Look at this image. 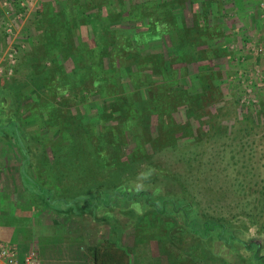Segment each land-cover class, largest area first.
<instances>
[{"label":"rangeland","instance_id":"1","mask_svg":"<svg viewBox=\"0 0 264 264\" xmlns=\"http://www.w3.org/2000/svg\"><path fill=\"white\" fill-rule=\"evenodd\" d=\"M152 14L163 18L154 27ZM0 109L45 189L24 178L16 141L0 139V226L36 215L89 248L108 246L119 236L110 218L59 215L38 194L73 199L145 165L183 182L211 215L264 223V0H0ZM73 168L77 185L63 175ZM133 221L120 236L133 264H228L199 241L187 246L189 234L172 243L170 218ZM236 233L264 255L256 227Z\"/></svg>","mask_w":264,"mask_h":264},{"label":"trees","instance_id":"2","mask_svg":"<svg viewBox=\"0 0 264 264\" xmlns=\"http://www.w3.org/2000/svg\"><path fill=\"white\" fill-rule=\"evenodd\" d=\"M149 17L150 24L153 27L161 23L163 19H155L154 14ZM163 25L169 27L167 23ZM115 63L116 61L114 60L113 66H116ZM70 79L74 81L72 77ZM113 81H117V74L113 76ZM93 85L98 86L99 84L94 80ZM3 115L4 110L0 109V117ZM78 121L87 137L91 130L90 127L83 121L82 117H79ZM102 122L100 121L97 124ZM22 133L23 131L14 120V117L6 122L1 117L0 139L5 142L16 141L15 146L22 153L25 161L22 168L24 178L44 192L45 189L36 183L26 170L27 166H29L30 154L24 146L25 140ZM92 134L96 136L95 131ZM70 139L72 141L77 140V138H74L75 140ZM148 167L149 165H145L142 169L138 166L131 179L124 183L113 185V187H83V193L73 199H55L52 192L49 191H47V197H44V199L40 194L38 195L41 200L46 201L59 215L72 214L79 216L81 213H87L94 219H100L104 216L110 218L112 232L116 233V231H119V236L118 238L113 236L112 238L117 240L113 239L114 242L108 246L89 248L94 264H133L134 257L130 250L120 244L121 232L134 222L133 217L135 215L143 216L150 211L174 221V227L169 234L170 241L174 244H176L177 236L189 234L192 240L190 244H186L187 246H194V242L197 243L199 241L203 248L208 249L211 247V251L215 255H219L228 264H233L234 260H236L237 264H240V261L245 259V257L249 258L252 264H264V255L260 254L261 246L249 244L243 239H239L236 233L241 231L243 235H246L250 226H253L256 227L259 234H264V223L257 224V222H251L252 220L250 221L240 217L241 215L237 216L235 214L229 219L211 215L205 206L200 205L201 200L191 194L183 182L175 179L170 173L163 174L160 171L150 170ZM68 172L63 175L69 179L70 183L76 184L75 180L80 177L77 176L78 174L73 173L74 168L69 169ZM87 179L90 180L89 178ZM254 186H259V184ZM262 187L264 189V185ZM70 188L73 193L78 190V186ZM60 202L63 204L62 209L58 207ZM238 221L240 222L239 224L237 223ZM123 222H125L124 225Z\"/></svg>","mask_w":264,"mask_h":264},{"label":"crops","instance_id":"3","mask_svg":"<svg viewBox=\"0 0 264 264\" xmlns=\"http://www.w3.org/2000/svg\"><path fill=\"white\" fill-rule=\"evenodd\" d=\"M36 217L16 219L18 223L10 224L16 221L12 219L5 223L6 226L1 223L0 233H3L6 243L17 248L21 260L34 253L38 264H94L89 247L78 235L69 234L67 237L58 233L49 222Z\"/></svg>","mask_w":264,"mask_h":264},{"label":"built area","instance_id":"4","mask_svg":"<svg viewBox=\"0 0 264 264\" xmlns=\"http://www.w3.org/2000/svg\"><path fill=\"white\" fill-rule=\"evenodd\" d=\"M0 264H38V260L34 253L21 260L15 246L0 241Z\"/></svg>","mask_w":264,"mask_h":264}]
</instances>
